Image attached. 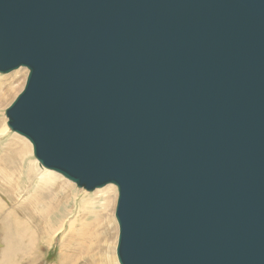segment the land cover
<instances>
[{"label": "water", "instance_id": "obj_1", "mask_svg": "<svg viewBox=\"0 0 264 264\" xmlns=\"http://www.w3.org/2000/svg\"><path fill=\"white\" fill-rule=\"evenodd\" d=\"M8 129L117 188L119 264H264V0H0Z\"/></svg>", "mask_w": 264, "mask_h": 264}, {"label": "bare ground", "instance_id": "obj_2", "mask_svg": "<svg viewBox=\"0 0 264 264\" xmlns=\"http://www.w3.org/2000/svg\"><path fill=\"white\" fill-rule=\"evenodd\" d=\"M22 69L28 70L27 68L22 67V68L15 70V72L20 74ZM27 73L28 72H25L22 74L23 75L22 81H21L22 84L24 83L25 78L27 77L26 76ZM21 86L22 85H20V88H21ZM13 92H15L14 87H13V82L11 83V85L6 86V87L0 86V107L1 108H3L8 103V100L12 98ZM4 115H5V112H4ZM6 120H7V118H6ZM2 125H3V120L1 117L0 118V137L1 138L6 136L8 134L7 132H11L7 127V121H6V125H5L7 129L5 127H3ZM11 143L15 144L16 148H14L15 150L11 154H9L7 159L9 161H11V160L15 159L14 158V156H15L20 164H24L25 158H27V156L31 153L30 152L32 150L31 144L24 137H21L16 133H14V136L11 138L9 145ZM3 162H5V161H3ZM29 164H30V162H29ZM31 165L32 166L34 165L33 168ZM38 166H39V163L37 160L32 162L30 164V169L34 170V173L32 174V171H31L28 174L30 182L31 183L35 182V184H36L34 187L35 192L32 191L31 194H29L28 200H30V207L32 206V204L45 203L47 201L48 205L45 207V209L47 208L46 209L47 215H50V213H53V212L55 213L57 211L58 207L60 206V208H61V206L64 204V205H66L64 208L65 215L69 214V216H71L69 218H65V220L63 221L61 218V212H57L56 214L60 215V219H58L59 221L54 222V220H51L52 218H50L51 221L47 225L48 226L47 227L48 232L46 235H48L49 239H50L48 246H52L53 240L55 239V237H57L58 234L62 233V230L66 229L65 226L67 227V230H65L63 235H61V240H62V242H61V244H62V246H61V250H62L61 260H62V263L65 264V260L67 261L68 257H69L73 262L72 264L76 263V261H80V259L85 261L84 264H116V262H117V264H119L117 261L116 248H115L117 246L118 229H117V225L115 224V221L113 219V211H114L115 199H116V189H115V187H113L114 185H112V186L107 185V186H105V188L104 187L100 188V190L96 189L94 194H96L97 192H100L101 189H103L104 192L107 191V195L104 196L103 198L98 199V200L95 198H92L89 195H86V196L83 195V197L80 198L81 200L79 202V205H76L77 206L75 208L76 213H73V211H71V209L69 208V206H70L69 203H71L73 198H76V195H78L77 191L73 187L74 183L63 178L61 175H59L58 173H56L54 171L45 169V168L40 167V166L38 167ZM37 167H38V169H37ZM34 168H36V169H34ZM28 172H29V168H28ZM3 173H4V171H3ZM30 174H31V176H30ZM9 176H11V175L9 174ZM62 178L64 179L63 181H62ZM36 179H38V180H36ZM1 181H2V179H1ZM7 184H8V182H7ZM70 196L72 198H70ZM97 196H98V194H97ZM61 198H63V199H61ZM9 200H12L11 197ZM4 210H6V209H4ZM8 211H10V210H8ZM22 211L24 212V210H22ZM12 213H14V212H12ZM65 221H66V224L64 225ZM14 223H16V227H17L19 225V220L15 219ZM108 226H110V228H109L110 231L108 229ZM7 229H8V226L5 225V228H3V230H2L3 234L6 233ZM4 235H5L4 237H6V234H4ZM9 235L10 234H7V237ZM11 236L12 237H10V238H5L6 241L9 240L8 244H10L13 241L12 238L14 239L13 235H11ZM12 246H13V243H12ZM9 249H8V251H9ZM70 251H71V255L73 257L69 254ZM2 253L4 254L5 252L3 251ZM5 255L6 254H4V257H5ZM7 255H8V253H7ZM9 255H10V253H9ZM3 258H2V262L6 261V260H3ZM2 262H1V264L6 263V262H3V263Z\"/></svg>", "mask_w": 264, "mask_h": 264}, {"label": "rangeland", "instance_id": "obj_3", "mask_svg": "<svg viewBox=\"0 0 264 264\" xmlns=\"http://www.w3.org/2000/svg\"><path fill=\"white\" fill-rule=\"evenodd\" d=\"M14 72L15 71L9 74H0V86L6 87V86L11 85V83L13 82V87L15 91L12 94V98L10 97L11 99L8 100V103L3 108L0 107V115H1L0 118L2 117V120H3L2 126L5 128H6L5 125L7 121L4 115L5 109L14 101V99L23 90L27 77L25 78V81L22 84L21 83L22 76H23L22 74L25 72H28V70L22 69L20 74L16 72L14 73ZM20 85H22L21 88H20ZM7 133L8 134L6 136L2 138L0 137V169H1L0 170V185H1L0 186V201L4 204L3 207H0L1 208L0 209V264L2 262V258L4 257V254L7 255V253L8 255L7 256L5 255L4 257L5 259L3 258V260H6L3 262H6V263L2 262L3 264H63L61 260V254H62L61 235H63L65 230H67V227L65 226L66 229L62 230V233L58 234V236L55 237V239L53 240L52 246H48L50 239H49V236L46 235L48 232L47 225L49 224L51 220H54V222L59 221L58 219H60V215L58 214L59 215L58 216L56 214L57 212H61V218L63 221L65 220V218H69L71 216H69V214L65 215L64 208L66 205L64 204L61 206V208L59 206L55 213L54 212L50 213V215H47V210H46L47 208L45 209V207L48 205L47 201L45 203L32 204V206L30 207V200H28L29 194H31L32 191L35 192L34 187L36 184L35 182L34 183L30 182L28 174L31 171H32V174L34 173V170L30 169V164L36 160L31 150L30 151L31 153L27 156V158H25L24 164H20L15 156H14L15 159L11 160L12 162L9 161L7 157L9 156V154H11L15 150L14 148H16V145L12 143L9 145L11 138L14 136V133L12 132H7ZM28 168H29V172H28ZM2 170L4 171L5 174L3 173ZM9 174L11 176H9ZM63 180L64 179L62 178V181ZM73 187L75 188L78 194L76 195V198H73L71 203H69L70 204L69 208L71 209V211H73V213H76V209H75L77 207L76 205H79V202L81 200L80 198H82L83 195L84 196L89 195L92 198H95L97 200L107 195V191L104 192L103 189H101L100 192H97L96 194H94L95 190L93 192H86L82 189H78L77 187H75L74 184H73ZM115 189H116V199H115V206H116L117 188L115 187ZM10 197L12 200H9ZM70 198L72 197L70 196ZM8 210H10L11 212ZM22 210H24V212ZM114 211H115V207H114ZM114 211H113V219L115 221V224L117 225V222L114 216ZM14 214H18V215L13 216ZM50 218L52 219L50 220ZM15 219L19 220V225L17 227H16V223H14ZM66 221L64 225L66 224ZM5 225L8 226L6 233H4L6 234V237H4L5 235L3 234V231H2L3 228H5ZM109 228L110 226H108V229ZM117 229H118V225H117ZM7 234H10V235L7 237ZM11 235H13L14 239L12 238V240L15 243L12 241L10 244H8L9 240L6 241L5 238H10L12 237ZM117 240H118V235H117ZM12 243H13V246H12ZM3 251L5 252L4 254L2 253ZM69 254L71 255V251L69 252ZM72 263L73 262L69 257L67 261L65 260V264H72ZM84 263L85 261L80 259V261H76V263L74 264H84Z\"/></svg>", "mask_w": 264, "mask_h": 264}, {"label": "crops", "instance_id": "obj_4", "mask_svg": "<svg viewBox=\"0 0 264 264\" xmlns=\"http://www.w3.org/2000/svg\"><path fill=\"white\" fill-rule=\"evenodd\" d=\"M0 207H3V203L0 201ZM2 211V210H1ZM7 214V213H6ZM8 215V214H7ZM18 215V214H14L13 216Z\"/></svg>", "mask_w": 264, "mask_h": 264}]
</instances>
